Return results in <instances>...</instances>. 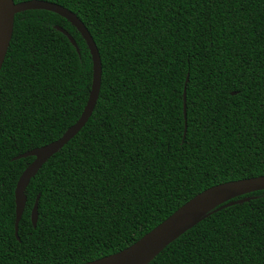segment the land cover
<instances>
[{"label": "trees", "instance_id": "1", "mask_svg": "<svg viewBox=\"0 0 264 264\" xmlns=\"http://www.w3.org/2000/svg\"><path fill=\"white\" fill-rule=\"evenodd\" d=\"M44 1L91 33L101 91L85 127L31 180L18 241L15 190L34 157L15 158L80 119L93 63L65 18L16 15L0 72V264L98 260L204 190L264 176V0ZM245 199L203 218L150 264H264V189L225 204Z\"/></svg>", "mask_w": 264, "mask_h": 264}, {"label": "water", "instance_id": "2", "mask_svg": "<svg viewBox=\"0 0 264 264\" xmlns=\"http://www.w3.org/2000/svg\"><path fill=\"white\" fill-rule=\"evenodd\" d=\"M32 10H44L56 13L68 20L78 30L86 42L92 57L93 80L90 96L80 119L71 126L60 139L42 147L35 148L15 158L22 159L34 157V161L20 176L15 190V236L18 241H20L19 225L27 203L25 192L31 180L36 177L41 168L74 139L88 123L97 105L102 83L101 56L89 30L75 13L57 3L44 0H30L21 3H15L14 0H0V72L13 38L16 15L21 12ZM58 29L67 36L79 53L78 44L73 36L63 28L58 27ZM184 117L185 122H187L186 87L184 90ZM185 127H187V125H185ZM263 189L264 176L231 181L210 187L196 195L169 218L131 246L118 253L83 264H150L166 247L176 241L203 218L213 212L220 211L237 203L248 201L249 199L239 200L229 204H225L226 202ZM38 204L39 197L31 213V221L34 228L37 227L38 223Z\"/></svg>", "mask_w": 264, "mask_h": 264}]
</instances>
